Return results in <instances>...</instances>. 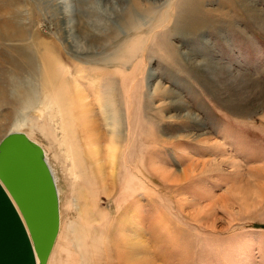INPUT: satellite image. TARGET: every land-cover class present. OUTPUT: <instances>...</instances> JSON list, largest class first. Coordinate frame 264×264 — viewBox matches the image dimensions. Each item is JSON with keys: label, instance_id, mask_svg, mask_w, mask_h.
Wrapping results in <instances>:
<instances>
[{"label": "rangeland", "instance_id": "374dc122", "mask_svg": "<svg viewBox=\"0 0 264 264\" xmlns=\"http://www.w3.org/2000/svg\"><path fill=\"white\" fill-rule=\"evenodd\" d=\"M16 125L58 182L47 264H264V0H0Z\"/></svg>", "mask_w": 264, "mask_h": 264}, {"label": "water", "instance_id": "95a60500", "mask_svg": "<svg viewBox=\"0 0 264 264\" xmlns=\"http://www.w3.org/2000/svg\"><path fill=\"white\" fill-rule=\"evenodd\" d=\"M59 198L44 149L22 131L0 140V264H46Z\"/></svg>", "mask_w": 264, "mask_h": 264}, {"label": "bare ground", "instance_id": "6f19581e", "mask_svg": "<svg viewBox=\"0 0 264 264\" xmlns=\"http://www.w3.org/2000/svg\"><path fill=\"white\" fill-rule=\"evenodd\" d=\"M115 91V90H114ZM114 91H110V92H108V95H107V100L105 101V104H102V112L104 113V111L103 110H105V109H107L108 107H111V109H112V112L114 113V117H112V118H107V120L108 121H110L111 120V123L114 125V127H113V129H111L112 131V137H111V139H110V146H112V157H114L115 156V153H116V150H117V147L121 144V139H122V131H121V127H122V119H121V117H120V115H119V113L117 112V106L115 105V102H116V100H115V96H114ZM82 98H83V96H79L78 97V102H82ZM85 98L86 97H84V100H85ZM52 101H54L52 98L51 99H48V101H47V103H48V114H52L54 111H53V106H54V104L52 105ZM82 104V103H81ZM82 105H85L84 103L82 104ZM81 107V106H80ZM117 108V109H116ZM126 111H127V114H128V116H127V119L129 120V106H126ZM59 112L60 113H63V110L61 109V107L59 108ZM82 118L83 119H85L84 120V123H85V126L83 127V130L85 129V134H83V138H84V141H85V143L86 144H88L89 142H92V139L95 137L93 134H89V133H87V131H89V130H91V129H94V127L92 126V124H94V123H91L90 121H89V119H88V117H87V115H84V116H82ZM88 119V120H87ZM96 126V125H95ZM14 131H22V132H24L28 137H30L29 136V134H30V131H31V129L30 128H27V127H25V126H23V125H16L12 130H10V132H14ZM9 132V133H10ZM8 134V133H7ZM31 138V137H30ZM32 139V138H31ZM32 140H34V139H32ZM35 141V140H34ZM95 141H96V137H95ZM37 142V141H36ZM38 143V142H37ZM39 145H41L40 143H38ZM42 146V145H41ZM42 148L44 149V154H45V158H46V160H47V162H48V165H49V167H50V169H51V171H52V174H53V177H54V180H55V183H56V187H57V191H58V198H59V215H60V221H59V231H58V234H57V237H56V240H55V243H54V245H53V247H52V250H51V252H50V254H49V256H48V259H47V261H46V264L48 263V261H49V259H50V256H51V254H52V252H53V249H54V247H55V244H56V242H57V239H58V236H59V233H60V230H61V199H60V191H59V187H58V182H57V178H56V176H55V172H54V169H53V167H52V165H51V163H50V160H49V158H48V156H47V153H46V150H45V148L42 146Z\"/></svg>", "mask_w": 264, "mask_h": 264}]
</instances>
